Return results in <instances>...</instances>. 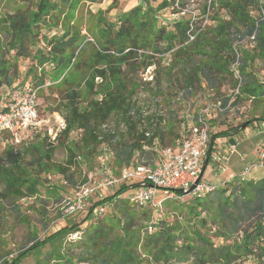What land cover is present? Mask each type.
Segmentation results:
<instances>
[{
    "label": "trees",
    "instance_id": "1",
    "mask_svg": "<svg viewBox=\"0 0 264 264\" xmlns=\"http://www.w3.org/2000/svg\"><path fill=\"white\" fill-rule=\"evenodd\" d=\"M103 1L38 0L35 12L11 17V49H22L28 39L36 37L38 26L45 23L44 19L48 16L52 18L49 23H55L54 27L59 29L52 37L43 38L44 47L37 48L33 54V60L37 59L38 64L29 69L24 82L14 87L17 89L50 82L51 87L57 86L63 101L65 127L57 134V143L45 141L30 147L37 154L32 167L35 166L40 172L57 168L59 173L67 177L66 183L73 182L74 175L68 173L77 164L76 154L83 151L82 156L90 161V157L99 154L104 143L116 146L113 151L114 166L115 163L119 168L123 165L131 166L132 162L152 165L159 159L155 149L172 147L176 141L179 143L186 139L190 124L187 123V128L184 129L185 136H175V114L171 113V119L155 116L143 119L140 115L141 107L134 98L143 84L131 74L140 52L142 55H146L144 53L148 51L161 54L178 48L171 63L174 65L178 60L182 64L183 84L178 86L174 96L178 98L184 92L183 101H188L196 92V86H201L202 83L213 92L212 99H215L218 87L229 78L233 82V90L239 88V92L236 96L221 100L216 110L220 116L240 109L243 100H249L251 104L264 100V83H258L257 75L250 68L255 59H260L264 66V20L260 21L256 33L258 55L249 59L237 48L238 42L255 33L256 18L251 14L260 11L259 0H213L211 7H218L224 14L216 18L212 16L216 26L204 29L191 30L193 26L189 20L175 23V32H167L164 28H157L151 18L141 21L125 18L119 24H111L108 29H103L106 39L102 42L96 40L100 51L89 55L88 62L84 63L83 52L91 42L88 35L82 34L85 27L77 21L72 22L68 11H75L81 3L93 5ZM168 6L164 1L156 11L151 8V13L156 15L159 9ZM137 10L135 8L128 13L131 15ZM188 32L196 36L194 41H188ZM160 41L168 45L165 50L159 48ZM238 55L237 70L240 80L235 77L232 69ZM199 56H202V60H195ZM152 65L150 62L144 69ZM5 70L0 69V77L4 76L10 85L8 70ZM161 70L160 67L151 82L144 83L147 86L157 84V92H160ZM51 71L53 74L49 78L47 75ZM29 77L35 82L28 81ZM75 78L93 96L85 106L80 102V84L75 83ZM96 78H101L106 85L96 86ZM41 92L42 88L39 95ZM5 93L8 96V92ZM113 115H117L120 124L125 125L122 139L118 138L117 132L109 134L101 131L102 125L109 122ZM199 116H195L196 126H200ZM203 121L209 123L206 119ZM255 122H264V115L225 131L215 134L209 132V153L218 139L244 132ZM80 130L82 133L78 142H67L72 133L79 134ZM100 137L103 139L100 140ZM4 142L7 145L0 153V179H5L6 188L1 196L20 200L40 195L39 175H33L24 167V153L13 147L14 143L10 142L9 136H6ZM58 146L64 147L68 153L65 165L53 164ZM235 176L234 180L230 176L226 177L225 184H229L228 188H218L202 197L192 196L193 205H186L190 218L185 220V227L169 226L158 219V213L150 208L131 205L130 200H125L122 196L130 190L134 191L139 184H123L113 196L96 202L91 208L86 206L84 210L72 213H82L88 209V216L83 223L91 220V224L82 228L81 224L70 222L43 241L33 240L32 245L22 250L11 264H22L31 256L36 257L35 264H181L189 259H194L196 264H231L238 258L250 259L249 264H264V177L258 180L253 174L246 178H240L241 174ZM85 182L86 177L82 184ZM176 193L179 198L184 195L182 191ZM110 202L116 209L115 215L103 219V214L93 215L94 210L105 207ZM70 203L68 201L63 209H68ZM13 208L18 210L19 207L15 204ZM154 212L158 215L156 220ZM196 220L206 228L210 225L217 226L216 238L221 243L216 245L202 233L200 225L195 224ZM152 221V232L147 231L148 226H144V230L139 226L143 222ZM74 234H81L80 240L68 243V238ZM47 245L50 250L44 253ZM68 245L75 247L74 253H69ZM255 247L257 251L254 250ZM3 260L4 257L0 256V262ZM5 263L8 264L6 261Z\"/></svg>",
    "mask_w": 264,
    "mask_h": 264
},
{
    "label": "rangeland",
    "instance_id": "2",
    "mask_svg": "<svg viewBox=\"0 0 264 264\" xmlns=\"http://www.w3.org/2000/svg\"><path fill=\"white\" fill-rule=\"evenodd\" d=\"M164 1H166L169 6L159 9L156 15H152L151 8L156 11L162 6ZM207 1L208 0H104L102 3L93 5L81 3L75 11H68V14L72 22L75 23L77 21L79 25L85 27V31H83L82 34L89 36L88 40L91 42V45H88L82 57L85 63L88 62L87 59L89 55L96 54V52L100 51V47L96 40L102 42L106 39L103 29H108V25L111 24H119L120 20L125 18L130 17L133 20L139 21L145 20V18L146 20L151 18L157 28H164L167 32H175V23L187 22L189 20H191V25L193 26L191 30L196 28L204 29L207 26L215 27L216 22H213L212 16L215 18L220 17L224 12L219 10L218 7H209L207 9ZM37 2L38 0H0V69H6V72L8 70L7 76L11 80V84L8 85L4 76L0 77V103L8 99L5 91L12 93L14 87L17 86L16 84L24 82L26 73L29 69L32 67L35 68L36 64H38L37 59H34L35 61L33 60V54L37 48L44 47L43 38H50L59 31V29L54 27L55 23H49L52 18L48 16L44 19L45 23H41L38 26L36 37L28 39L22 49H11V42L13 39V35L9 34L11 17L35 12L37 9ZM135 8H138V10L130 15L128 12ZM174 9L176 11H174ZM205 13L206 16L204 15ZM251 16L258 18L259 14L255 11L252 12ZM187 34L191 35L190 32ZM237 45L241 53L244 52V57L245 54L249 59L258 55L257 44L250 38H244L241 42H238ZM158 46L164 49L167 48L168 45L160 41L158 42ZM177 50L178 48L176 47L175 50H167L161 54L148 51L144 53L146 55H142V52H140V57L135 60L131 73L133 77H136L137 80L141 81L143 84L137 96L134 98V101L139 102L141 107L150 106L149 108L152 107L165 110L166 118L171 119V113L175 114L173 117V121H175L173 127V129H175V136L182 137L186 135L184 129L187 128V123L196 124V114H199L203 120L206 119L209 122L207 127L211 134L225 131L228 128H234L240 124L242 125L245 122L254 120V118L262 117V114L264 115V100L256 104H251L249 100H243L241 106H239L240 109L221 116L216 113L223 98L236 96L235 90H233V82L229 78L224 81L223 85L218 87L219 92L215 99H212L213 92L208 89L205 83H202L201 86H196V92H194L193 96L188 101H178L174 93L178 90V86L183 84V67L178 60L175 61L174 65H172L173 62L171 63V58L174 57V52ZM201 57L202 56L196 57L195 60H202ZM150 62L153 65L144 69L145 65ZM251 63L252 65H250V68H252L257 75L258 83H264V66L262 61L260 59H255V61ZM160 67L162 68L160 71L161 85L159 88L161 93L155 91L156 88H158L156 86L157 84L151 86L144 84L153 80ZM124 70L127 71V68L124 67ZM52 74L53 72L51 71L47 77L49 76L50 78ZM30 80H33V78L29 77L28 81ZM34 82L32 83L34 84ZM75 83L80 84V102L85 106L87 100L93 98V96L89 89L85 87L82 82L80 83L77 78H75ZM94 83L96 86L100 84L106 85L105 81L101 78H96ZM39 86H43L42 92L39 95L40 123L35 129L22 134L20 136V144H14L13 147L24 153V167L33 175H39V181L41 183L39 187L40 195L26 197L20 200L14 198L5 199L1 194L6 188V182L4 178L0 179V256L4 257V260L8 262V264H11L22 250L29 248L33 240L43 241L46 237L65 227L70 222L81 224L82 228L92 223L91 220L85 224L83 223L88 216V209L82 213L70 215L67 214L65 211L66 209L63 208L68 201H72L75 198L76 190L84 179V173L89 171L95 173L97 171L100 164L99 158L101 156V151L99 154L90 157V161H87L86 157L84 158L82 156L84 153L83 151L76 154L77 164L71 167L68 173V175H74L73 182L66 183L67 177L59 173L57 168L47 172H40L35 166L32 167L37 154L35 151L31 150L30 147L42 144L45 141L47 143L55 142L56 144L57 134L63 129L62 126L65 127L62 112L63 101L61 100V95L57 86L51 87V84L48 85V82L44 84L41 83ZM256 123L260 122H255L254 124ZM119 124L120 120L117 115H113L109 119V125L117 132L118 138L122 139L124 132L120 130ZM232 133L233 131L231 134ZM230 137L231 136L227 138L229 139ZM234 137L235 140L230 143H238V151L248 155V163L257 164L259 161L254 152L257 146L264 145V130L260 132L259 129L253 130L252 127L249 126V135L245 132H241ZM79 139L80 135L74 132L69 136L67 142L72 141L75 143L78 142ZM221 139L215 142L210 153L208 151L204 164V181L211 185H217L218 188H228L229 184H225V179L231 174L230 171H235V164H238L240 159L237 155L233 156L230 163V168L232 170L230 169L228 171L229 173L227 172L228 174L221 171L216 159L221 150L224 149V145L230 144L227 140L221 141ZM6 145L5 142L0 143V153L5 150ZM109 146L115 151V145L109 143ZM171 146L177 147L178 141ZM245 147L247 148L245 149ZM242 150L244 151L241 152ZM67 160L68 153L66 149L58 146L53 157V164L65 165ZM246 165L247 162H242L239 172L242 173ZM114 167L116 175H119L121 169L128 166L123 165L122 168H119L115 163ZM256 177L258 180L262 179V175L257 174ZM234 179L235 178L232 180ZM120 188L121 185L111 190L92 193L87 202V208H91L96 202L104 198L113 196ZM135 193V190H130L122 197L129 201V197L134 196ZM157 199H163V191H158ZM167 199H165L166 203H162L161 211L157 212L159 217H157L158 215L154 212V220H156L157 217L169 226L180 225L181 227H185V220L190 218L187 213L186 205L192 206L194 198L189 194H184L180 198L175 195L173 198ZM129 203L131 205L133 204L131 200ZM15 204L18 205V210L13 208ZM104 209L105 211L102 219L116 214V209L111 202L109 205H106ZM96 213V210H94L93 215L95 216ZM153 223L154 221L150 223L143 222L139 226L142 227V230H144V226H148L149 230L147 231L152 232L150 225ZM197 223L198 220L195 221V224ZM199 225V230L206 234L216 245L221 243V241L216 238L218 232L217 226L210 225L209 228H206L203 227L202 223ZM80 236L78 234L71 235L68 238V243L80 240ZM240 240H242V237ZM230 242L232 243V241ZM67 249L69 253H74L76 250L75 247L69 245ZM49 250L50 246L47 245L44 248V253ZM254 250L257 251V247H255ZM4 260L1 261L0 264H6ZM36 260V257L31 256L26 258L22 264H35ZM249 261L250 259L238 258L233 260L231 264H249ZM181 264H196V262L194 259H189Z\"/></svg>",
    "mask_w": 264,
    "mask_h": 264
},
{
    "label": "built area",
    "instance_id": "3",
    "mask_svg": "<svg viewBox=\"0 0 264 264\" xmlns=\"http://www.w3.org/2000/svg\"><path fill=\"white\" fill-rule=\"evenodd\" d=\"M212 1H207V9L211 7ZM259 4L260 11L257 12L259 17L255 21V33L250 37L254 42L259 23L264 20V0H259ZM188 36L189 42L195 40V35ZM238 67L239 55L232 69L235 77L240 80ZM50 84L48 82V85ZM41 88L43 86L38 85L13 89L12 93L8 92V99L0 103V143L4 142L6 136H9L10 142L20 144V136L35 129L40 123L39 90ZM238 92L239 88L235 90V94ZM183 98L184 92H181L177 100L182 101ZM149 107H141L140 115L143 119L151 116L166 119L165 110ZM132 115L135 116V113ZM199 123L200 126L189 125L186 139L179 142L177 147L155 149L159 159L154 164L132 162L131 166L121 169L119 175H116L113 165V150L104 143L100 148L99 168L95 173H84L86 182L77 188L75 198L65 210L66 213L72 214L84 210L92 193L111 190L123 184H139L135 189V195L130 199L131 202L137 208H150L155 212L161 211L163 201L177 195L176 191H182L193 197H202L208 192L215 191L218 188L217 185H211L204 181V164L209 151L210 137L208 125L201 116ZM62 127L64 129V126ZM251 127L253 130L259 129L261 132L264 130V122L252 124ZM119 128L121 131H125L124 123H121ZM101 131L109 134L115 132L109 122L102 125ZM244 132L249 135V128ZM81 133L82 130L79 135ZM146 136L148 137L149 133ZM99 139L102 140L103 137ZM6 142L9 143L7 140ZM254 154L259 162L257 164L247 163L240 178H246L257 170H261L264 174V145L257 146ZM235 155L239 157L240 161L247 162L248 155L238 151V143L224 145V149L221 150L217 159L215 158L222 172L227 173L231 169L230 163ZM229 176L230 179L236 177L232 174ZM159 190L163 191V199H157ZM104 211V207L97 208L95 216L102 215Z\"/></svg>",
    "mask_w": 264,
    "mask_h": 264
},
{
    "label": "crops",
    "instance_id": "4",
    "mask_svg": "<svg viewBox=\"0 0 264 264\" xmlns=\"http://www.w3.org/2000/svg\"><path fill=\"white\" fill-rule=\"evenodd\" d=\"M233 137V138H232ZM228 141L229 143L230 142H232V141H234L235 140V137L234 136H231L229 139L228 138H225V139H221V141ZM247 147H245V149H246ZM244 150H242L241 152H243ZM248 162V161H247ZM242 164V162L239 160V163L238 164H235L236 166H235V171L233 170V172L232 171H230V173L232 174V175H240L241 174V172H239L240 171V165ZM232 170V169H231ZM257 174H259V175H262V178L264 177V174H263V172L261 171V170H257V171H255L254 173H253V176L254 177H256L257 176ZM257 178V177H256Z\"/></svg>",
    "mask_w": 264,
    "mask_h": 264
}]
</instances>
